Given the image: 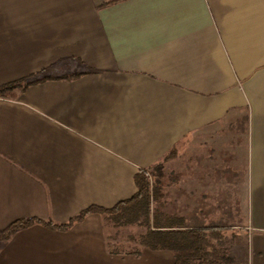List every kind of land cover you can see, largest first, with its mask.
Masks as SVG:
<instances>
[{
  "label": "crops",
  "instance_id": "obj_1",
  "mask_svg": "<svg viewBox=\"0 0 264 264\" xmlns=\"http://www.w3.org/2000/svg\"><path fill=\"white\" fill-rule=\"evenodd\" d=\"M38 78L0 94V230L113 206L175 162L176 217L204 226L187 219L243 187L246 264H264V0H0V86ZM106 218L37 221L0 264H144Z\"/></svg>",
  "mask_w": 264,
  "mask_h": 264
},
{
  "label": "trees",
  "instance_id": "obj_2",
  "mask_svg": "<svg viewBox=\"0 0 264 264\" xmlns=\"http://www.w3.org/2000/svg\"><path fill=\"white\" fill-rule=\"evenodd\" d=\"M76 74H69L74 76ZM40 79H44L43 77ZM15 80L0 86V94L21 85L25 87L29 83L40 80ZM175 154V148L164 157L165 159ZM161 167L158 163L154 169H138L134 179L136 182L135 193L126 199L118 201L110 207L90 205L79 214L64 223H54L50 220L37 218H22L11 222L0 230V244L9 239L16 231L28 227L37 221L45 225L57 228H68L75 221L81 220L91 211L105 213L115 225L136 223L145 228L141 234V244L151 249L169 250L173 254V264H228L232 256L228 248L218 244L220 230L213 226H185L182 220L176 216L161 217L158 211L152 208V199L155 196L154 184H151L153 170Z\"/></svg>",
  "mask_w": 264,
  "mask_h": 264
},
{
  "label": "rangeland",
  "instance_id": "obj_3",
  "mask_svg": "<svg viewBox=\"0 0 264 264\" xmlns=\"http://www.w3.org/2000/svg\"><path fill=\"white\" fill-rule=\"evenodd\" d=\"M170 156L166 160L172 159ZM163 164V163H162ZM154 169V168H153ZM241 176V171L238 172ZM177 179L176 164L169 163L157 169L153 170L151 176V184L156 185L155 196L152 199V208L158 211L161 217L177 216L178 207L180 205L177 202L175 181ZM233 197L236 201L232 204L228 202L229 194L226 188H221L220 193L223 197L218 204H210L212 207L213 217H206V214L201 213L198 215V219H187L188 222L198 223V225L213 226L220 230L218 244L228 248L229 254L232 256L231 262L228 264H246L247 259L251 257V233H246V228L241 225L244 219L245 213V192L243 187L237 186L233 188ZM228 195V196H227ZM230 199V197H229ZM216 205V206H215ZM233 206L230 213L239 214L240 218L230 217L229 207ZM204 207V205L202 206ZM215 207V208H214ZM217 207V209H216ZM221 210V212L219 211ZM237 211V212H236ZM219 213V214H218ZM242 213V214H241ZM209 213L208 215H210ZM217 214V215H216ZM235 216V215H234ZM107 239L110 240L113 250L120 251V254H125L122 258H136L138 260L143 259L144 264L149 263L152 259L153 263H156L158 259L163 260V264H173V254L171 251L158 252L161 249H151L141 244V234L145 232V228L136 223H128L122 225H115L109 218H106ZM109 246V245H108ZM110 247V246H109ZM167 261V262H166Z\"/></svg>",
  "mask_w": 264,
  "mask_h": 264
}]
</instances>
